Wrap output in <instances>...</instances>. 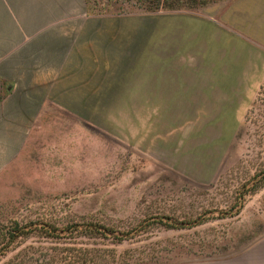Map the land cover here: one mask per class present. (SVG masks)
Wrapping results in <instances>:
<instances>
[{
	"label": "rangeland",
	"instance_id": "rangeland-1",
	"mask_svg": "<svg viewBox=\"0 0 264 264\" xmlns=\"http://www.w3.org/2000/svg\"><path fill=\"white\" fill-rule=\"evenodd\" d=\"M234 1L152 14L134 1L89 6L94 14L135 17L141 26L152 15H207L205 9ZM137 67L120 69L113 80H71L72 103L83 100V115L42 118L36 147L0 175V264H194L261 249L264 187L249 188L264 169V75L254 78L249 69L246 79H234L230 68L221 76L197 66L177 80L160 60ZM158 216L206 221L168 229L153 223ZM89 220L121 230L145 222L146 229L119 245L83 237L55 242L36 233L37 224ZM17 224L33 230L14 240ZM88 242L98 245L91 256Z\"/></svg>",
	"mask_w": 264,
	"mask_h": 264
},
{
	"label": "crops",
	"instance_id": "crops-1",
	"mask_svg": "<svg viewBox=\"0 0 264 264\" xmlns=\"http://www.w3.org/2000/svg\"><path fill=\"white\" fill-rule=\"evenodd\" d=\"M87 3L0 0V175L36 147L42 118L83 115V100L72 103L71 80H113L120 69L156 60L177 80L197 66L219 75L230 68L234 79L248 77L249 69L254 78L264 75V0L219 4L205 9L207 15H152L141 26L135 17L90 13ZM218 13L254 41L222 26ZM194 264H264V244L229 260Z\"/></svg>",
	"mask_w": 264,
	"mask_h": 264
},
{
	"label": "trees",
	"instance_id": "trees-1",
	"mask_svg": "<svg viewBox=\"0 0 264 264\" xmlns=\"http://www.w3.org/2000/svg\"><path fill=\"white\" fill-rule=\"evenodd\" d=\"M124 1H134L135 3H137L139 7L144 9L142 13L152 14L158 12L179 13V12H184L186 10H197V8L200 9L204 6H208L209 4L217 2L219 0H124ZM87 4H88V11L91 13V9H90L91 6H89V0ZM250 183L251 186L249 190L252 192L263 188L264 169H262L260 172H257L254 175V178H252ZM153 221H154L153 223H157L164 227H167L168 229H172V228H183L189 226L193 227L204 223L206 219L197 217L193 220L177 221V220H172L168 216H158ZM145 229H146L145 222L138 224L136 227L130 228L129 230H121L113 226L106 225L104 223L94 220L77 222L73 224H68L66 226H55L51 224L36 225V233H40L43 236L55 242L61 241L69 237L72 238L83 237L86 238L88 241L107 239L110 240L111 243L115 245H119L125 242L126 240L131 238L133 234L138 233L139 231ZM32 230L33 228L27 229V227H21L17 224L15 226V230L10 231V235H12V239L15 240L22 235H28ZM89 244H92L93 246ZM10 247H11V243L9 242L6 246V250H10L11 249ZM97 251H98V245L95 246L94 243L91 242L87 243V252L89 255L95 254ZM95 257L96 256L93 255L92 258Z\"/></svg>",
	"mask_w": 264,
	"mask_h": 264
}]
</instances>
